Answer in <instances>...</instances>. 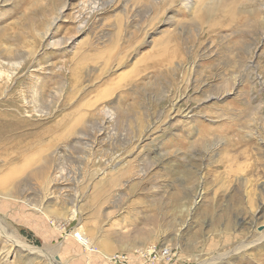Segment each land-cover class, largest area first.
Listing matches in <instances>:
<instances>
[{"label": "rangeland", "instance_id": "obj_1", "mask_svg": "<svg viewBox=\"0 0 264 264\" xmlns=\"http://www.w3.org/2000/svg\"><path fill=\"white\" fill-rule=\"evenodd\" d=\"M0 34V264H264V0H0Z\"/></svg>", "mask_w": 264, "mask_h": 264}, {"label": "bare ground", "instance_id": "obj_2", "mask_svg": "<svg viewBox=\"0 0 264 264\" xmlns=\"http://www.w3.org/2000/svg\"><path fill=\"white\" fill-rule=\"evenodd\" d=\"M238 2V1H237ZM187 3V2H186ZM211 12L212 11H210V9H205V15L206 16H209L210 14H211ZM54 23H55V21H54ZM50 34H52L51 33V31H50V29H48V31H46L45 33H44V38H47ZM2 42H3V37L1 36V34H0V46L2 45ZM5 45V44H4ZM9 49V48H8ZM7 48H3V52L1 53V55L3 54V55H5V56H7V55H9V54H6L7 53V50H8ZM10 51V50H9ZM8 51V52H9ZM1 63V62H0ZM12 64V63H11ZM16 64H18V63H16ZM17 66V65H16ZM13 70V69H12ZM40 92V91H39ZM41 93H42V91H41ZM37 94V93H36ZM39 94V93H38ZM37 94V95H38ZM39 98H41V96L39 97ZM14 103V102H13ZM17 103V102H16ZM15 104V103H14ZM7 110H9V111H12V110H16L15 112H17V114H19L18 113V110L16 109V107L14 108L13 106H11V108L10 107H8V109ZM14 112V113H15ZM13 113V114H14ZM20 115V114H19ZM10 117V115L7 113H4V112H2L1 113V111H0V119L2 118V117ZM14 116V115H13ZM12 116V117H13ZM5 119V118H4ZM13 119H14V117H13ZM15 128H17V124H13L12 126H11V129H15ZM8 132H9V130H7ZM33 133V132H32ZM35 133V132H34ZM19 134V133H18ZM31 135V134H30ZM25 136V135H24ZM10 139V138H9ZM10 143V142H9ZM12 143V142H11ZM4 146V145H3ZM7 146V145H6ZM243 220V219H242ZM246 220V219H245ZM244 222V221H243ZM242 223V222H241ZM79 237H81V236H79Z\"/></svg>", "mask_w": 264, "mask_h": 264}, {"label": "built area", "instance_id": "obj_3", "mask_svg": "<svg viewBox=\"0 0 264 264\" xmlns=\"http://www.w3.org/2000/svg\"><path fill=\"white\" fill-rule=\"evenodd\" d=\"M116 258H118V259H120V260H123L124 259V257L123 256H116Z\"/></svg>", "mask_w": 264, "mask_h": 264}, {"label": "water", "instance_id": "obj_4", "mask_svg": "<svg viewBox=\"0 0 264 264\" xmlns=\"http://www.w3.org/2000/svg\"><path fill=\"white\" fill-rule=\"evenodd\" d=\"M55 259H57V260H58V259H59V258H58V256H56V257H55Z\"/></svg>", "mask_w": 264, "mask_h": 264}]
</instances>
